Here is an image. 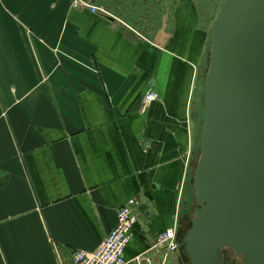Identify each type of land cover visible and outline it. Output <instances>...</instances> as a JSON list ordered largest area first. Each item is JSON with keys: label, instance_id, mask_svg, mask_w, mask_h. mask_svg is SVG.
Masks as SVG:
<instances>
[{"label": "crops", "instance_id": "obj_1", "mask_svg": "<svg viewBox=\"0 0 264 264\" xmlns=\"http://www.w3.org/2000/svg\"><path fill=\"white\" fill-rule=\"evenodd\" d=\"M81 1L0 0V264H74L130 199L126 259L180 264L156 241L191 195L215 11Z\"/></svg>", "mask_w": 264, "mask_h": 264}, {"label": "water", "instance_id": "obj_2", "mask_svg": "<svg viewBox=\"0 0 264 264\" xmlns=\"http://www.w3.org/2000/svg\"><path fill=\"white\" fill-rule=\"evenodd\" d=\"M210 39L196 205L180 242L191 264H224L228 249L264 264V0H224Z\"/></svg>", "mask_w": 264, "mask_h": 264}, {"label": "built area", "instance_id": "obj_3", "mask_svg": "<svg viewBox=\"0 0 264 264\" xmlns=\"http://www.w3.org/2000/svg\"><path fill=\"white\" fill-rule=\"evenodd\" d=\"M84 4L81 0H75L74 6ZM92 12L106 11L96 6H90ZM157 99L154 92L146 94L144 102L146 105ZM139 202L130 199L118 210L117 224L93 251L78 249L73 253L74 264H133L139 262V258L127 260L125 250L132 239V228L138 221ZM157 246L165 249L166 255L179 251L180 244L178 239L177 227H171L161 232L157 236Z\"/></svg>", "mask_w": 264, "mask_h": 264}, {"label": "trees", "instance_id": "obj_4", "mask_svg": "<svg viewBox=\"0 0 264 264\" xmlns=\"http://www.w3.org/2000/svg\"><path fill=\"white\" fill-rule=\"evenodd\" d=\"M205 75V73H204ZM203 85H204V77H203ZM203 97H204V89H203V92H202V101H203ZM204 122V121H203ZM203 126V124H202ZM191 182H193V177L191 178ZM192 189H193V184H192ZM194 190H191V195L190 197H185V200L183 202V211L181 213V218H180V221H179V232H178V239H179V244L181 246V240L182 238L186 235V233L189 231V229L191 228V221H190V209H191V206H192V202H193V192ZM181 251H182V255L184 257H187L186 256V253H185V250L183 248V246H181Z\"/></svg>", "mask_w": 264, "mask_h": 264}, {"label": "rangeland", "instance_id": "obj_5", "mask_svg": "<svg viewBox=\"0 0 264 264\" xmlns=\"http://www.w3.org/2000/svg\"><path fill=\"white\" fill-rule=\"evenodd\" d=\"M223 2H224V0H199V5H201V3H203V6L210 7L212 10L215 11V16H217V14H218V12L220 10V7H221ZM210 51H211V49H210ZM206 72H207V70H206ZM205 75H206V73H205ZM205 75H203L204 80H205ZM201 127H202V125H201ZM192 177H193V173H192ZM191 190H194V186H193V189H191ZM192 193H193V202H192V206H191L190 212H192L194 206L196 205L195 191H193ZM189 214L191 215V213H189ZM233 253H234V250H232V249H228L227 250V253H226L227 255L225 256L226 257L225 258V264H231V263L233 264V261H232L233 260L232 259V254ZM235 264H237V263L235 262Z\"/></svg>", "mask_w": 264, "mask_h": 264}, {"label": "flooded vegetation", "instance_id": "obj_6", "mask_svg": "<svg viewBox=\"0 0 264 264\" xmlns=\"http://www.w3.org/2000/svg\"><path fill=\"white\" fill-rule=\"evenodd\" d=\"M227 255V254H226ZM225 255V256H226ZM226 258V257H225ZM225 258H224V264H225ZM232 261H233V264H235V262L237 263V264H240L234 257H233V254H232ZM180 264H191L190 263V261H189V259H187V257H184L183 255H182V257L180 258ZM232 264V263H231Z\"/></svg>", "mask_w": 264, "mask_h": 264}, {"label": "bare ground", "instance_id": "obj_7", "mask_svg": "<svg viewBox=\"0 0 264 264\" xmlns=\"http://www.w3.org/2000/svg\"><path fill=\"white\" fill-rule=\"evenodd\" d=\"M182 89V88H181Z\"/></svg>", "mask_w": 264, "mask_h": 264}]
</instances>
